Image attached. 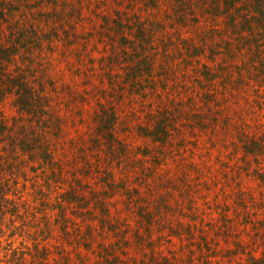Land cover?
<instances>
[{
	"label": "rangeland",
	"instance_id": "1",
	"mask_svg": "<svg viewBox=\"0 0 264 264\" xmlns=\"http://www.w3.org/2000/svg\"><path fill=\"white\" fill-rule=\"evenodd\" d=\"M74 1L84 9L73 23L85 44L66 42L75 39L55 27L51 1L29 3L41 29L36 50L50 59L34 79L63 119L57 160L66 185L78 177L83 188L66 218L55 206L36 223L33 208L9 212L3 245L25 247L26 264L47 256L49 264H264V82L240 75V55L208 57V36L192 23L179 30L166 1L151 6L152 16L138 10L140 22L162 21L143 43L133 19L99 39L97 11ZM101 1L113 18L138 4ZM26 7L17 19L28 17ZM53 33L66 41L47 39ZM126 38L133 52H114ZM15 63L22 70V59Z\"/></svg>",
	"mask_w": 264,
	"mask_h": 264
},
{
	"label": "trees",
	"instance_id": "2",
	"mask_svg": "<svg viewBox=\"0 0 264 264\" xmlns=\"http://www.w3.org/2000/svg\"><path fill=\"white\" fill-rule=\"evenodd\" d=\"M49 1L53 4L49 15L57 23L55 27L59 26L58 29L64 30L75 40L68 42L61 33L46 34L47 39L58 35L67 43L78 40L85 44L87 34L78 35V26L73 23L74 19L83 18L84 9L74 0ZM164 1L173 6L177 20L172 21L177 22L179 30L192 23L197 29L201 28L203 37L208 36L207 48L206 45L195 46V49L200 50H195L197 57L200 53H206L214 59L219 55L230 58L240 55L244 61L238 65L243 70L240 75L243 77L244 72H248L251 75L249 78H253V75L254 81L264 82V0H135L138 4L135 7L131 5L134 11L130 17L126 15L128 13L116 10L117 18L104 13L101 0H89V8L97 11L98 18V24H92L98 27L99 39L106 41V38L112 40L116 32L125 29L127 22L133 19L132 22H139V27L136 25L139 30L138 41L143 43L146 33L157 29L160 31L162 21L152 17L148 24L145 21L141 23L138 10H143L142 14L145 10L149 14L153 12L150 14L152 16L154 11L151 6L160 10V4ZM124 2L116 0L117 4ZM26 6L28 17L23 21L17 19ZM35 15L37 13L29 0H0V233H4L2 225L8 220L9 212L15 215L19 210L21 216L20 206L26 211L33 208L35 223L40 219L38 212L42 213V218L46 217L47 210L53 206L58 207L61 217L66 218L65 206L73 203L71 200L78 195L77 187L83 188L78 177H74L69 187L66 185L68 178H65L62 163L57 160L62 155L59 150L63 149V134H60L63 119L53 113L49 95L42 94L45 90L44 81L34 79L36 68L45 69L50 63L49 57L36 50L38 44L35 43V37L41 29L30 18ZM35 19L41 20L38 16ZM126 19L131 21H124ZM65 22L69 24V30L63 27ZM132 31L134 29H131V34ZM114 47L116 53L119 50L131 54V48H136V43L126 38L123 45ZM34 51L38 59L35 54L31 55ZM63 52L68 53L66 50ZM18 59L23 61L22 70L19 65L16 66ZM219 64V70L223 73V62ZM203 65L206 68V63ZM206 74H210V71H206ZM7 98L10 102L6 101ZM106 128L104 132L111 134V128ZM62 188H65L63 192ZM53 194L56 198L52 197ZM27 196H31L32 200ZM36 230L40 231V227H36ZM38 245H35L37 249ZM47 259L48 256L46 262L39 264H49ZM26 263L25 247L13 249L10 245H3L0 240V264Z\"/></svg>",
	"mask_w": 264,
	"mask_h": 264
}]
</instances>
